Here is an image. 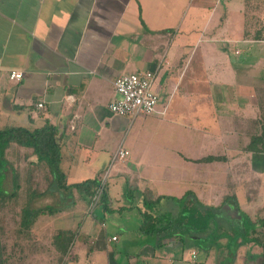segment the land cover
<instances>
[{"label": "crops", "instance_id": "1", "mask_svg": "<svg viewBox=\"0 0 264 264\" xmlns=\"http://www.w3.org/2000/svg\"><path fill=\"white\" fill-rule=\"evenodd\" d=\"M212 2L206 10L196 0H0V126L35 129L50 122L67 183L100 178L110 197L109 210L90 215L88 200L74 192V207L36 219L30 244L41 256L6 257V264H196L197 249L180 251L177 230L145 229L143 199L127 201L128 186L182 198L195 184L190 198L221 204L230 192L256 202L259 188L245 197L250 187L234 174L245 171L246 149L264 130V86L250 80L248 58L233 59L222 44L236 42L238 56L237 42L264 45L261 32L249 35L258 27L253 8L264 0H241L236 26L223 17L208 20L218 1ZM226 14L231 17L227 7ZM13 70L23 72L20 81L10 78ZM146 70L156 71L155 85L158 80L169 99L159 97L152 115H115L109 109L115 80ZM121 146L128 155L114 159ZM203 170L216 179L196 180ZM162 204L177 209L172 200ZM255 212L252 219L264 218L263 209ZM65 231L73 240L64 255L69 236L55 238ZM252 250L257 257L260 249ZM220 252L218 264L229 257L227 247Z\"/></svg>", "mask_w": 264, "mask_h": 264}, {"label": "rangeland", "instance_id": "2", "mask_svg": "<svg viewBox=\"0 0 264 264\" xmlns=\"http://www.w3.org/2000/svg\"><path fill=\"white\" fill-rule=\"evenodd\" d=\"M217 4L215 5V8L211 9L207 19L211 20V22H217L221 20V17H223V20H227V22L232 21L235 22L239 21L240 13L237 11H241L243 9V3L240 2L241 0H235L237 3H234L229 7V0H217ZM234 1V0H233ZM201 3L203 6L206 7V10L208 9L207 6L213 7L212 0L205 1V0H196V7L201 6ZM206 3V4H205ZM205 4V5H204ZM242 6H240V5ZM226 7L231 11V17L226 14ZM255 13L253 14L255 24L258 26L255 29L250 30L249 35L255 36L257 32H261L264 37V3L262 2L259 4V8L254 7L253 8ZM245 11V10H244ZM230 17V18H229ZM205 20V19H204ZM199 21H203L201 18H199ZM236 26V25H235ZM234 26V27H235ZM233 27V28H234ZM232 31V30H231ZM233 32H237V29H233ZM242 48V54L240 56L235 55L234 53V45L236 42L231 44V47L225 48V45L222 44V47L225 52H229L232 54V58L236 59H244V57L248 58L247 63L249 67H247L248 74L250 76V80L253 79L259 83L260 86H264V45H262L259 42H251L249 41L248 44H245V42L240 41L237 42ZM218 49H220L218 47ZM239 53V51H238ZM231 59V57H230ZM232 59V60H233ZM196 64V61L195 63ZM246 69V68H245ZM158 83V80H157ZM156 83V85H157ZM155 85V91L160 97L161 102L169 99L168 92L163 90V93L158 90V88ZM174 95V92L172 93ZM178 97V96H177ZM182 97V96H180ZM159 100V102H160ZM180 99H178L179 101ZM186 105V104H185ZM184 111H187L186 109H182ZM2 128H5V126H0ZM7 127V126H6ZM259 134V133H258ZM254 135V134H252ZM256 135V134H255ZM247 151V150H246ZM30 151H20L18 149H13L9 152V158L10 161L14 164L15 168H18L19 172L21 173V183H22V189L19 196V199L15 202H10L7 204V208L2 210L0 212V225L3 227L5 234L2 237V244L5 245V257H9L7 261L10 262L14 261V259H23V256H25L27 253L28 256L34 255L36 257L41 256V252L37 249H34V245H31L30 243L34 240V233H30L31 230H33L34 226L27 231L21 232V217H22V210L24 205L27 204L29 199V193L27 194V188L28 186H31L34 188H40V189H46L49 183L50 175L48 172V168L44 167L43 169H37L36 173H32V179L28 182L27 176L30 173L31 170L34 171V167L30 164L31 162V156L29 154ZM249 155L243 158L242 166H244L243 172L235 173L234 176H238V179L245 182V185L250 188H246L245 191V197L246 192L249 194L251 193V188L257 189L259 188L258 194L256 195V198L254 199L256 202H253L252 204L245 202V200L241 201V197L237 195L236 201L238 206L234 204L232 201L231 203H226L222 210L219 211H212L207 210L208 212V218L204 221L205 224L210 227L211 229L210 233H213L214 237L216 238L215 241L209 239L206 235L205 237H199V235H196V239L192 238L188 230L182 229V237H175V240L177 242V246L180 251H183L186 255H189V250L191 248H196L199 254L198 259L196 260V264H218L219 257H220V250L223 247H226L229 250V257H227L224 261L221 262V264H262V258L259 254L257 257L253 255L254 250H252L254 242L247 243L242 238L243 236L245 239L250 238L251 231H247L246 233H243L242 225L239 229H236V222L242 220L246 215V218L251 217L256 212L255 210L258 209L260 211L263 209L264 213V152H249L247 151ZM246 153H244L246 155ZM260 153V154H258ZM219 166V165H218ZM208 168L207 166H203L202 168ZM247 168V169H246ZM209 169V168H208ZM201 173V174H199ZM197 173L196 171V180H198L199 176L206 175L208 177V180L210 179H216L213 177V175L210 173L209 170H203L201 172ZM184 176L189 177L190 179H194V174L191 172H185L183 173ZM216 177H220V174L217 173ZM10 174L8 175V179L4 181V188L12 190V182H11ZM187 181L189 179L187 178ZM110 183L111 180H108ZM107 182V183H108ZM243 185V184H242ZM244 186V185H243ZM230 189V187H227V190ZM226 190V191H227ZM232 190V189H231ZM231 190H228L231 191ZM192 191H197V185L194 184ZM192 191H189L187 196H192ZM233 194H235L234 190ZM231 193L229 192L228 195ZM251 195V194H250ZM180 198V197H178ZM127 201H132L129 198H126ZM199 202L201 203L202 207H212L217 206V201L213 200L212 202H205L204 200H200L198 198ZM221 200V199H220ZM59 202L58 200V194H54L53 196L50 195L48 197H44L41 199H34L32 200V206H40L43 204H49V203H56ZM250 202V201H249ZM220 203H218L219 205ZM177 209L178 211L184 212V205L182 201L178 203ZM72 208V207H70ZM70 208H67L65 210H68ZM161 210H168L167 208H160ZM242 212H241V211ZM252 210L254 212H252ZM102 212L104 214L106 211L103 209V206L99 204L96 208V213ZM251 212V213H250ZM245 214V215H244ZM257 217V216H256ZM240 218V219H239ZM259 218V217H258ZM230 233H234L232 237H229ZM28 234H31V236H27ZM237 234V235H236ZM222 238H219L220 236H223ZM240 235V236H238ZM33 236V237H32ZM166 235H162L160 237L161 240H164ZM174 244V243H173ZM230 244V246L228 245ZM229 247V248H228ZM27 250V252H25ZM255 252V251H254ZM261 252V249L259 250V253ZM38 253V255H37ZM220 253V254H219ZM16 257V258H15ZM239 257L238 262L234 261V258ZM24 262V260H23Z\"/></svg>", "mask_w": 264, "mask_h": 264}, {"label": "trees", "instance_id": "3", "mask_svg": "<svg viewBox=\"0 0 264 264\" xmlns=\"http://www.w3.org/2000/svg\"><path fill=\"white\" fill-rule=\"evenodd\" d=\"M15 148L20 151H30V164L34 167V171L31 170L28 174V182L33 178L32 173H36L37 169H43L46 167L48 168L50 175L46 189H33L31 186H28L27 194L29 193V199L22 210V219L20 222L21 232L30 230L40 215H55L67 208L74 207V192L80 193L90 203L95 193L103 186V182L100 178L88 179L73 184L67 183L66 175L61 168L62 150L58 131L50 122L35 129L24 126H8L0 129V212L7 208V204L19 199L22 189L21 173L18 168H15L9 158V152ZM246 150L249 152H264V130L260 134L252 137ZM219 159L221 158L207 157L204 160L215 161ZM9 174L12 182V190L6 189L3 186L5 183L4 181L8 179ZM128 187L129 188L126 192L127 198L135 200L137 195H140L143 199L144 210L140 208L139 211L144 217V227L149 233L165 232L166 230L170 231L175 229L177 230V235H174L182 237L183 229L188 230L189 233H191L190 236L194 239H196V235H199V237H205L206 235L209 239L215 241L218 237H214L213 233H210V227L204 222L208 218L207 210H212L213 212L222 210L226 203H231L232 201H235L234 204L238 206L236 196L234 195H225L222 203L218 206L202 207L197 196L191 198L187 195L182 198L164 195L155 197L149 192H141L136 187ZM56 193L58 194L59 202L57 201L54 204H43L38 207L32 206V200L49 195L53 196ZM169 200L176 202L175 207H177L176 205L182 201L185 209L184 212L178 211L174 207L172 208L173 210L164 207L162 203ZM99 204L103 206L104 210H109L110 197L105 185L102 188ZM162 207L167 208L168 210H161L160 208ZM243 219L246 220L236 222V229H239L242 225L241 231H244L243 233L247 234V231H251L250 238L245 239L243 236L242 239L247 243L254 242L255 244L253 246L261 249L259 254L262 258V264H264V218L259 217L257 219H252L251 217L246 218L245 215ZM3 229L4 228L0 225V264H6V248L1 241L5 234ZM65 234L69 237L67 243H64L61 249V252L64 253V255L70 246L71 240H73V234L69 231L60 232L55 238L56 242L58 239L64 240L63 236ZM233 235L234 233H230L229 237H232ZM222 237H224V235L219 238ZM228 245L230 246V244Z\"/></svg>", "mask_w": 264, "mask_h": 264}, {"label": "built area", "instance_id": "4", "mask_svg": "<svg viewBox=\"0 0 264 264\" xmlns=\"http://www.w3.org/2000/svg\"><path fill=\"white\" fill-rule=\"evenodd\" d=\"M23 72L13 70L10 78L20 81L23 78ZM156 71L146 70L136 73L123 74L119 76L115 82V97L109 104V109L117 116L121 117H137L140 115H152L157 112L159 96L155 91ZM38 108H43V102H38ZM128 151L122 146L117 150L114 159H124L128 155ZM104 183L102 188L104 187ZM100 188L92 197L88 213L92 215L100 203L102 194ZM114 240L117 237L113 238Z\"/></svg>", "mask_w": 264, "mask_h": 264}]
</instances>
